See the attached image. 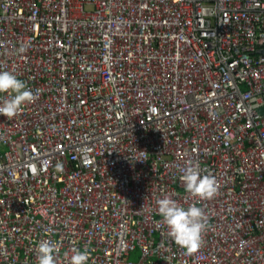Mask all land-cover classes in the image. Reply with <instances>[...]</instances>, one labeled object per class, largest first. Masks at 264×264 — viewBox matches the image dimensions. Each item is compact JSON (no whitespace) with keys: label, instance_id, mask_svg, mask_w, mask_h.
I'll return each instance as SVG.
<instances>
[{"label":"built area","instance_id":"2783aa9c","mask_svg":"<svg viewBox=\"0 0 264 264\" xmlns=\"http://www.w3.org/2000/svg\"><path fill=\"white\" fill-rule=\"evenodd\" d=\"M4 70L36 98L0 115V264H37L45 239L56 264H264V0H0ZM165 195L205 210L198 251Z\"/></svg>","mask_w":264,"mask_h":264},{"label":"clouds","instance_id":"9594fccd","mask_svg":"<svg viewBox=\"0 0 264 264\" xmlns=\"http://www.w3.org/2000/svg\"><path fill=\"white\" fill-rule=\"evenodd\" d=\"M20 52L24 49L21 47ZM0 115L14 118L20 114L23 107L35 100V95L24 80L18 78L14 71H0ZM62 164L57 169L62 170ZM179 177L187 193L199 200L212 199L218 192L219 184L215 175L202 174L198 162L187 161L180 169ZM157 211L168 229V235L176 245L189 253L198 251L204 242L207 228L205 210L195 203L185 208L176 199L165 195L156 201ZM37 264H56L58 245L45 239L38 244ZM67 255V253L65 254ZM91 258L90 250L72 249L69 264H88Z\"/></svg>","mask_w":264,"mask_h":264},{"label":"water","instance_id":"95a60500","mask_svg":"<svg viewBox=\"0 0 264 264\" xmlns=\"http://www.w3.org/2000/svg\"><path fill=\"white\" fill-rule=\"evenodd\" d=\"M259 111H260L261 114H264V107L263 108H260Z\"/></svg>","mask_w":264,"mask_h":264},{"label":"trees","instance_id":"16d2710c","mask_svg":"<svg viewBox=\"0 0 264 264\" xmlns=\"http://www.w3.org/2000/svg\"><path fill=\"white\" fill-rule=\"evenodd\" d=\"M130 258L135 259V260H138L137 257H130Z\"/></svg>","mask_w":264,"mask_h":264},{"label":"rangeland","instance_id":"374dc122","mask_svg":"<svg viewBox=\"0 0 264 264\" xmlns=\"http://www.w3.org/2000/svg\"><path fill=\"white\" fill-rule=\"evenodd\" d=\"M137 257V256H136ZM133 260H135V259H133Z\"/></svg>","mask_w":264,"mask_h":264}]
</instances>
